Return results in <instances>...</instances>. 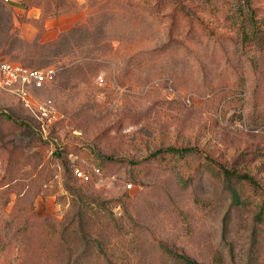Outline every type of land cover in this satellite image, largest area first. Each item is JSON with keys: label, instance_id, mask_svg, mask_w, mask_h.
I'll return each instance as SVG.
<instances>
[{"label": "rangeland", "instance_id": "rangeland-1", "mask_svg": "<svg viewBox=\"0 0 264 264\" xmlns=\"http://www.w3.org/2000/svg\"><path fill=\"white\" fill-rule=\"evenodd\" d=\"M237 1L0 0V58L54 68L56 116L43 139L0 90V264H264V41ZM171 146L198 153L149 156Z\"/></svg>", "mask_w": 264, "mask_h": 264}, {"label": "built area", "instance_id": "built-area-1", "mask_svg": "<svg viewBox=\"0 0 264 264\" xmlns=\"http://www.w3.org/2000/svg\"><path fill=\"white\" fill-rule=\"evenodd\" d=\"M54 76L55 70L51 66L36 68L0 58V90L16 95L22 105L33 112L37 119L38 132L43 139H48L56 116L50 105H33V92L42 89ZM73 172L80 180H90L88 172L80 168H74ZM92 172L96 177L94 184H102L100 168L95 166Z\"/></svg>", "mask_w": 264, "mask_h": 264}, {"label": "trees", "instance_id": "trees-1", "mask_svg": "<svg viewBox=\"0 0 264 264\" xmlns=\"http://www.w3.org/2000/svg\"><path fill=\"white\" fill-rule=\"evenodd\" d=\"M237 6L239 8V14L242 17V24L248 26L247 31L245 30L244 26L241 27V33H242V41L243 43L249 42V39L256 40L257 43H260L264 41V32L263 30H260L259 22L256 19V8L253 6L251 0H238ZM262 33V34H261ZM261 34V35H259ZM249 40V41H248ZM37 131V130H36ZM38 133V131H37ZM39 134V133H38ZM40 135V134H39ZM167 152L169 155L177 157V158H184L189 155H195L198 153V149L194 147H167V148H161L157 149L149 154L151 158H157L158 156L164 154ZM207 159H210L207 156ZM211 160V159H210ZM221 167V173L225 177V179L229 180L227 182V187L231 194V200L235 204L242 203L243 205L246 204V200H241L238 190L233 186V183H231V178H236V180H247L249 182H252V178L249 177L247 174H240L237 171L229 170L224 166ZM101 170V169H100ZM85 171V170H84ZM88 175L90 177V180H93L94 178L92 176H95L93 172H88ZM262 208L264 207V199L262 201ZM170 255L172 256V261H176L180 264H200L194 260H192L190 257H188L185 254L174 252L172 250H167Z\"/></svg>", "mask_w": 264, "mask_h": 264}]
</instances>
